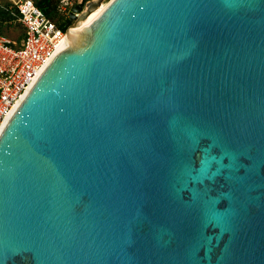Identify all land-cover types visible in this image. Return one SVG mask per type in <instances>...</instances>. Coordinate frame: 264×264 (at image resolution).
Returning a JSON list of instances; mask_svg holds the SVG:
<instances>
[{
	"label": "water",
	"instance_id": "water-1",
	"mask_svg": "<svg viewBox=\"0 0 264 264\" xmlns=\"http://www.w3.org/2000/svg\"><path fill=\"white\" fill-rule=\"evenodd\" d=\"M0 264H264V0L93 11L0 130Z\"/></svg>",
	"mask_w": 264,
	"mask_h": 264
},
{
	"label": "built area",
	"instance_id": "built-area-1",
	"mask_svg": "<svg viewBox=\"0 0 264 264\" xmlns=\"http://www.w3.org/2000/svg\"><path fill=\"white\" fill-rule=\"evenodd\" d=\"M0 0V8L9 18L2 22L0 33V130L30 88L38 74L51 60L67 30L61 29L35 4L34 0ZM88 0H58L56 12L65 19L72 7L82 8ZM105 1V0H104ZM79 16V12H74ZM16 31V34H14ZM23 33L18 40L17 37Z\"/></svg>",
	"mask_w": 264,
	"mask_h": 264
},
{
	"label": "trees",
	"instance_id": "trees-1",
	"mask_svg": "<svg viewBox=\"0 0 264 264\" xmlns=\"http://www.w3.org/2000/svg\"><path fill=\"white\" fill-rule=\"evenodd\" d=\"M4 4H8L7 0H1ZM35 4L45 13L47 17L50 19L56 21L57 25L63 29L64 31L67 30L68 26L71 24V22H65L62 23L60 21V17L58 16L56 12V5L58 3V0H34ZM10 16L7 11L0 8V33H4L2 22L5 19H8ZM74 27V26H73ZM72 28H69L71 30ZM23 33H20L17 39L19 40L22 37Z\"/></svg>",
	"mask_w": 264,
	"mask_h": 264
},
{
	"label": "bare ground",
	"instance_id": "bare-ground-1",
	"mask_svg": "<svg viewBox=\"0 0 264 264\" xmlns=\"http://www.w3.org/2000/svg\"><path fill=\"white\" fill-rule=\"evenodd\" d=\"M107 1V0H105ZM104 2V1H103ZM103 2L98 5L97 7L93 8L83 19V17H81L79 20H78V23L77 25L73 28V26H70L71 29V32L69 34H67L64 39L62 40V43H61V46L63 45V43L70 37L71 34H73L76 30H78L80 27H82L84 24H86L92 17V12L95 11L96 9H98L99 7H101V5L103 4ZM82 20V21H81ZM60 46V47H61ZM59 47V48H60ZM58 48V49H59ZM19 104V103H18Z\"/></svg>",
	"mask_w": 264,
	"mask_h": 264
},
{
	"label": "rangeland",
	"instance_id": "rangeland-1",
	"mask_svg": "<svg viewBox=\"0 0 264 264\" xmlns=\"http://www.w3.org/2000/svg\"><path fill=\"white\" fill-rule=\"evenodd\" d=\"M85 17V16H84ZM84 17H83V19H84ZM60 21L62 22V23H65V22H73V21H71V20H69V18H68V16L65 18V19H60ZM82 21V20H81ZM78 23V22H77ZM77 25V24H76ZM76 25H74V27L76 26ZM73 27V28H74ZM5 31V30H4ZM15 33L14 34H16V31H14ZM5 33L6 34H8V35H10L9 34V32H7V31H5Z\"/></svg>",
	"mask_w": 264,
	"mask_h": 264
}]
</instances>
